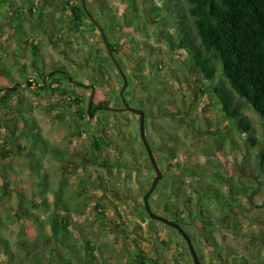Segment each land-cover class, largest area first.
<instances>
[{"label":"rangeland","instance_id":"374dc122","mask_svg":"<svg viewBox=\"0 0 264 264\" xmlns=\"http://www.w3.org/2000/svg\"><path fill=\"white\" fill-rule=\"evenodd\" d=\"M80 2L90 17L79 29L71 30L62 21L69 22V6ZM135 2L137 11L128 7V0H10L13 9L23 11V21L12 9L0 7L5 16L0 20V70L11 71L10 77L0 71V90L22 85L11 109L0 114V146L15 123L26 132L37 128L36 133L50 145L68 153L60 161L28 145L26 138L18 142L20 154L12 151L15 146L0 148V238L8 242V252L15 259L28 255L30 251L19 249L16 243L33 241L38 236L37 224L49 234L48 217L55 203H64L68 210L60 214L71 221L76 251L90 242L101 264H138L135 242L160 264H194L186 242L173 228L149 222L143 197L155 173L140 139L139 117L118 112L122 93L127 106L144 112L145 138L162 174L148 198L152 213L173 221V213L182 212L186 220L182 228L193 236L191 242L202 264H264V176L257 163L263 149L252 146L249 139L262 140L259 119L252 109L242 111L255 129L247 135L239 132L233 119L222 117L207 84L185 64L183 68L176 65L184 57H170L156 38L155 26L146 21L142 0ZM32 3L37 10L30 14ZM92 19L95 28L90 25ZM111 21L116 25L111 26ZM126 22L131 25L122 29ZM96 26L103 28L105 37ZM20 34L39 44V65L19 52ZM106 38L117 44L119 53L104 44ZM60 66L81 87L60 79L58 94L42 92L50 72ZM143 76L151 80L150 93L142 90ZM26 82L33 85L28 87ZM76 96L81 104L69 107ZM91 99L92 105L109 99L111 111L95 110L88 115ZM28 104L30 108H18ZM18 116L24 121L16 122ZM93 135L106 140L100 152L91 147ZM169 147L176 158L168 155ZM35 166L42 170L39 176L32 173ZM190 168L204 173L191 177L187 175ZM213 189L223 195L221 200L210 198L206 207L222 249L220 261L201 241L196 216L198 200ZM6 252L0 247V264H15ZM28 261L29 257L25 264Z\"/></svg>","mask_w":264,"mask_h":264},{"label":"trees","instance_id":"16d2710c","mask_svg":"<svg viewBox=\"0 0 264 264\" xmlns=\"http://www.w3.org/2000/svg\"><path fill=\"white\" fill-rule=\"evenodd\" d=\"M7 1L8 3L5 5L1 3L0 7L12 9L15 17L23 21L21 18L23 11L19 8L13 9L10 0ZM97 1L101 2L102 0ZM135 3V0H128V7L137 11L138 6ZM142 4L146 21L155 26L156 38L162 41L170 57L175 55L184 57L182 62L176 64L179 68H183L182 64H185L191 73L207 84V91L212 93L220 105L222 117L233 119L241 134L253 135L255 129L242 111L245 108L252 109L257 115L259 128L262 131V140L249 139L252 146L260 145L263 149L258 155L257 163L259 172L264 176V0H142ZM33 9L37 10L34 3L30 4L28 12L32 14ZM68 9L72 17L67 16L68 19L70 18L68 23L65 22V19L62 22L71 30L79 29L84 24L83 20L90 17L81 2L72 3ZM62 11L65 12L66 8H63ZM38 13L42 15L40 11ZM133 17L135 18L136 15ZM3 18L5 16L0 14V20ZM94 23L95 20L92 19L90 25L95 28ZM146 23L142 22V24ZM110 25L114 26L116 23L111 21ZM128 25L131 24L126 22L124 26L120 27L124 29ZM96 29L100 31L102 37H105L103 28L96 26ZM20 35L21 48L19 52L24 53L25 57H29L30 63L39 65L42 62L39 55V44L31 37ZM109 41L106 38L104 44L112 52L119 53L117 44L109 43ZM136 45H139V42H136ZM133 50L135 51L136 48ZM22 67L26 70L27 66L23 64ZM140 69H144V67L141 65ZM0 71L5 77L11 76L10 70L1 69ZM50 73L49 83L40 90L45 93L50 92L55 96L61 91L60 79H66L69 84L70 81L67 71L62 66ZM141 80L142 90L145 93H150L148 90L151 81L149 76H143ZM2 89L6 92L0 97V114H5L11 109L13 96L18 90ZM233 98H236L237 102H234ZM81 102V99L76 96L73 101L70 100L68 106L72 107V104L79 106ZM110 102L107 99L97 106L103 110L111 111ZM30 107L28 104V107L21 105L18 108L25 110ZM86 113L90 115L92 110ZM21 121H24V117L18 116L16 122ZM13 124L8 130L7 140L0 148L15 146V150L12 151L20 154L21 147L18 142L21 138H26L28 145L41 153L49 154L60 161L66 160L67 151L50 145L45 138L36 133L37 128H31L26 132L20 130L15 123ZM2 127L3 124L0 123V128ZM106 145L104 137L92 136L91 147L95 152H100ZM168 150V155L173 159L176 158L175 150L172 147H169ZM41 172L42 170L38 166L32 169V173L36 176H39ZM203 173L204 171L201 169L190 168L187 170V175L191 177ZM213 190V192L209 191L208 197L204 195L206 198L198 200L196 216L201 223V241L210 249L213 257L220 261L222 249L214 238L213 225L208 220L209 211L206 207L209 201L221 200L223 195L221 192ZM251 191L245 192V195H249ZM57 200L60 201L59 198ZM165 203H168L167 200ZM95 208L101 210L99 206ZM61 210L64 212L68 210L66 204L57 205L55 203V210L48 217L49 234L45 233L42 225L37 224L38 236L33 241L27 243L21 240L16 243V247L19 249L27 248L30 251L28 255L15 259L13 253L8 252V242L2 238H0L1 249L7 251L6 253L15 259V264H25L28 257L29 261L26 264H101L97 262L96 251L90 242L85 241L82 249L79 252L76 251L74 236L71 232V221L67 216H61ZM173 221L181 227L186 224L181 211L173 213ZM149 222L150 224L156 223L153 220H149ZM183 230L192 241L193 236L186 229ZM176 233L178 232L176 231ZM178 235L181 236L179 233ZM135 243L136 248H139L136 255L138 264H160L158 259L146 256L137 242Z\"/></svg>","mask_w":264,"mask_h":264},{"label":"water","instance_id":"95a60500","mask_svg":"<svg viewBox=\"0 0 264 264\" xmlns=\"http://www.w3.org/2000/svg\"><path fill=\"white\" fill-rule=\"evenodd\" d=\"M68 80L70 82H72V84H76L75 82H73L71 80L70 77H68ZM25 85L28 86V87H31L33 84L31 82H27ZM18 87H22V85H19V84L18 85H15V86L11 87L10 90L11 91H14ZM123 111L132 112V113H134V114H136V115L139 116V118H140L139 119V135H140V139H141V141L143 143V146L145 147L146 153L148 155L149 162H150V164L152 166V169H153V171L155 173V178H154V180H153V182H152L149 190L146 192V194L143 197V203H144V209H145V211L147 212L150 220L157 221V222L161 223L162 225L167 226V227H170V228H173L177 232H179L181 234L182 238L184 239V241L186 242L187 246H188V250H189V253H190L191 258L193 260V263L194 264H201L200 261H199V259H198L197 254H196V251L194 249V246H193V244L191 242V239L186 235V233L180 227V225L178 223L172 221V220L166 219V218H164L162 216H159V215H156V214L152 213V211L150 209V206L148 204V198L154 192L155 188L157 187L158 182L162 178V174H161V172H160V170H159V168H158V166L156 164V161L154 159V156L152 154V151L150 149V146H149V144H148V142H147V140L145 138V132H144V112L142 110L133 109V108H131L129 106H126Z\"/></svg>","mask_w":264,"mask_h":264},{"label":"flooded vegetation","instance_id":"af4514ba","mask_svg":"<svg viewBox=\"0 0 264 264\" xmlns=\"http://www.w3.org/2000/svg\"><path fill=\"white\" fill-rule=\"evenodd\" d=\"M120 77H121V80H122V83L124 86H126V79L125 77L120 73ZM27 83V82H26ZM15 85H18V84H15ZM14 85V86H15ZM76 86L78 87H81V85L78 83L75 84ZM19 88V87H18ZM120 98H121V107L118 109V112H124V108L127 106V103L124 101V99L122 98V93L119 94ZM89 110H92V112H94L95 110H103L101 108H99L97 105H92V99L87 103V106H86V112L89 111ZM105 110V109H104ZM128 112V111H127ZM138 116V115H137ZM81 117V116H80ZM139 117V116H138ZM145 117V116H144ZM140 119V118H139ZM159 183V182H158ZM181 227V226H180ZM182 228V227H181ZM183 229V228H182ZM179 233V232H178ZM180 234V233H179ZM181 235V234H180ZM188 247V246H187ZM189 251V250H188ZM190 254V253H189ZM191 256V255H190ZM199 259V258H198ZM199 261H201L199 259ZM201 263V262H200ZM202 264V263H201Z\"/></svg>","mask_w":264,"mask_h":264}]
</instances>
